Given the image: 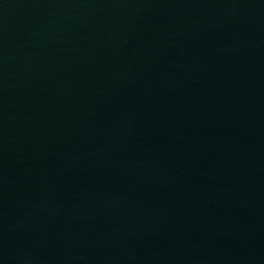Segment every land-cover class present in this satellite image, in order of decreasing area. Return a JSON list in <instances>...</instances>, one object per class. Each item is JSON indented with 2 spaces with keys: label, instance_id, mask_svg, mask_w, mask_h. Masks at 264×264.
Returning <instances> with one entry per match:
<instances>
[{
  "label": "water",
  "instance_id": "1",
  "mask_svg": "<svg viewBox=\"0 0 264 264\" xmlns=\"http://www.w3.org/2000/svg\"><path fill=\"white\" fill-rule=\"evenodd\" d=\"M0 264H264V0H0Z\"/></svg>",
  "mask_w": 264,
  "mask_h": 264
}]
</instances>
